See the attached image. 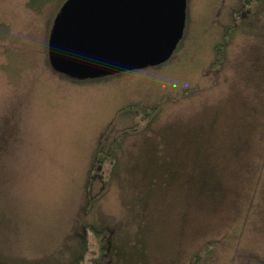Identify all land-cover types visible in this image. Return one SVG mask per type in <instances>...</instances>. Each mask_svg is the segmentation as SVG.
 <instances>
[{
	"label": "rangeland",
	"instance_id": "1",
	"mask_svg": "<svg viewBox=\"0 0 264 264\" xmlns=\"http://www.w3.org/2000/svg\"><path fill=\"white\" fill-rule=\"evenodd\" d=\"M28 1L0 0V264H64L80 236L76 223L84 191L77 187L69 203L54 198L70 192L67 184L79 178L84 164L90 165L98 139H121L124 153H130L137 140L131 132L144 127L141 108L128 104L136 112L125 121L117 115L119 104H148L155 98L162 105L159 121L165 123L193 114L200 103L214 104L229 86L238 93L236 86L261 90L264 99V0H189V34L174 61L82 81L59 78L44 65L41 15ZM224 28L228 32L222 38ZM214 44L220 45L216 55ZM108 169L105 161L97 172L105 177ZM48 175L61 181L56 191ZM259 189L256 202L264 196V182ZM108 197L110 232L119 226V197ZM257 207L255 231L243 233L247 239L231 249L227 264H264V208ZM85 241L79 264H90L100 250L89 230ZM114 256L104 257L106 263ZM218 258L219 250L206 264Z\"/></svg>",
	"mask_w": 264,
	"mask_h": 264
},
{
	"label": "trees",
	"instance_id": "2",
	"mask_svg": "<svg viewBox=\"0 0 264 264\" xmlns=\"http://www.w3.org/2000/svg\"><path fill=\"white\" fill-rule=\"evenodd\" d=\"M63 1H28L37 5L41 15L42 62L59 78L108 80L144 68L166 67L181 52L189 34V0H186L182 36L165 61L99 76L72 77L54 69L47 54L53 17ZM245 2L248 0H242ZM227 32L224 28L221 37ZM219 47L214 44L215 55ZM236 87L240 93L238 88L230 90L229 86L227 91L216 95L214 104L200 103L190 111L193 114L167 119L165 123L159 121L162 105L158 106L155 98L148 104L133 100L119 104L117 115L125 121L136 112L128 104L141 108L144 127L131 132L137 140L134 138L130 153H124L121 139H98L88 156L90 165L84 164L79 178L67 184L70 192L54 198L69 203L77 187H82V194L84 191L77 213L81 225L76 223L80 236L64 264H79L86 248L87 230L100 244L99 253L90 264H108L104 257L109 254L115 255L109 264H206L218 250L216 264H227L232 259L231 249L238 250L248 237L243 233L256 229L253 207L258 208L259 204L264 208V196L256 202L264 182V99L261 90ZM105 161L109 162V169L103 177L97 167ZM54 176L46 177L52 179V190L56 191L62 183ZM93 177L98 181L94 183ZM80 181L82 184L78 186ZM113 193L119 197L116 202L119 226L109 232L105 208L108 196ZM258 210L260 213L261 209ZM62 227L61 224L57 231L62 232Z\"/></svg>",
	"mask_w": 264,
	"mask_h": 264
},
{
	"label": "water",
	"instance_id": "3",
	"mask_svg": "<svg viewBox=\"0 0 264 264\" xmlns=\"http://www.w3.org/2000/svg\"><path fill=\"white\" fill-rule=\"evenodd\" d=\"M186 0H64L47 39L50 65L85 78L165 61L181 38Z\"/></svg>",
	"mask_w": 264,
	"mask_h": 264
},
{
	"label": "bare ground",
	"instance_id": "4",
	"mask_svg": "<svg viewBox=\"0 0 264 264\" xmlns=\"http://www.w3.org/2000/svg\"><path fill=\"white\" fill-rule=\"evenodd\" d=\"M184 30V29H183Z\"/></svg>",
	"mask_w": 264,
	"mask_h": 264
}]
</instances>
